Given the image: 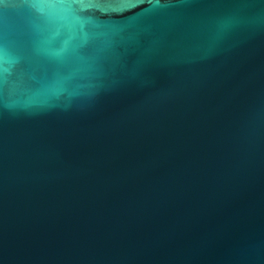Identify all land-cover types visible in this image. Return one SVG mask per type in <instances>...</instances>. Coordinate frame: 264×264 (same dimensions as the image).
<instances>
[{"label":"water","instance_id":"water-1","mask_svg":"<svg viewBox=\"0 0 264 264\" xmlns=\"http://www.w3.org/2000/svg\"><path fill=\"white\" fill-rule=\"evenodd\" d=\"M0 264H264V0H0Z\"/></svg>","mask_w":264,"mask_h":264}]
</instances>
